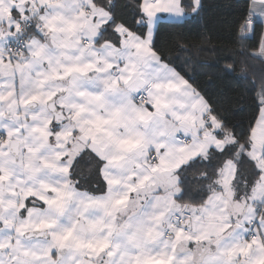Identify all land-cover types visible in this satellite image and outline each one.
Listing matches in <instances>:
<instances>
[{
  "label": "snow or ice",
  "instance_id": "1",
  "mask_svg": "<svg viewBox=\"0 0 264 264\" xmlns=\"http://www.w3.org/2000/svg\"><path fill=\"white\" fill-rule=\"evenodd\" d=\"M229 7L196 45L204 0H0V264H264V0Z\"/></svg>",
  "mask_w": 264,
  "mask_h": 264
},
{
  "label": "trees",
  "instance_id": "2",
  "mask_svg": "<svg viewBox=\"0 0 264 264\" xmlns=\"http://www.w3.org/2000/svg\"><path fill=\"white\" fill-rule=\"evenodd\" d=\"M236 0H204L205 10L201 13L196 20L187 25L183 29L184 37L179 42L181 44L191 41L193 44L200 45L206 38L211 37L213 43H216L218 40L223 39L227 36V24L225 21L230 18V15L233 11V8H230V5H235ZM175 31L174 29H169L167 26L162 28V36L167 39L169 46L174 42V38L170 35V32ZM173 55L180 57L181 61L186 57L190 56L191 63L189 65V71L193 67L197 71V79L203 84V86L218 89L227 84V81L221 82L215 80L213 84L208 85L204 82L209 79L207 76L199 75L203 71L204 67L207 65H201L198 63L200 60L208 61L209 63L215 57V53L208 51H199L197 48H192L190 52H181L179 49H173ZM230 87H237L233 82L229 85ZM241 96L245 95L244 89L240 90L239 93ZM235 102H233V108H237ZM247 107H244V111H237L235 113L237 120H243L248 114Z\"/></svg>",
  "mask_w": 264,
  "mask_h": 264
}]
</instances>
